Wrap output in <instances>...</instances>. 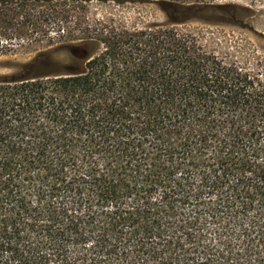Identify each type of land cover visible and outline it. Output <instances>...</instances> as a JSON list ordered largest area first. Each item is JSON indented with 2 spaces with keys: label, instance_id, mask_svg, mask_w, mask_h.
I'll use <instances>...</instances> for the list:
<instances>
[{
  "label": "trees",
  "instance_id": "trees-1",
  "mask_svg": "<svg viewBox=\"0 0 264 264\" xmlns=\"http://www.w3.org/2000/svg\"><path fill=\"white\" fill-rule=\"evenodd\" d=\"M94 1L0 0V264H264V74Z\"/></svg>",
  "mask_w": 264,
  "mask_h": 264
},
{
  "label": "rangeland",
  "instance_id": "rangeland-1",
  "mask_svg": "<svg viewBox=\"0 0 264 264\" xmlns=\"http://www.w3.org/2000/svg\"><path fill=\"white\" fill-rule=\"evenodd\" d=\"M193 5L195 20L175 28L194 35L204 49L251 72L264 74V0H182ZM110 16L128 28L164 23L165 15L151 0L90 4L88 17ZM31 54L0 58V74L6 62H24ZM264 80V79H263Z\"/></svg>",
  "mask_w": 264,
  "mask_h": 264
}]
</instances>
